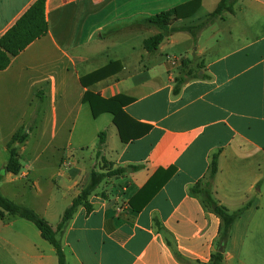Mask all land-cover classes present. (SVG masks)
<instances>
[{"label":"crops","instance_id":"0c3cea01","mask_svg":"<svg viewBox=\"0 0 264 264\" xmlns=\"http://www.w3.org/2000/svg\"><path fill=\"white\" fill-rule=\"evenodd\" d=\"M35 1L0 0V38ZM189 1L46 0L48 33L0 71V170L15 133H28L15 145L24 159L36 137L34 158L0 181L5 197L56 228L92 171L103 166L100 133H106L102 156L126 168L90 196L91 212L79 207L58 233L68 264L209 263L222 246V219L191 188L205 179L218 151L215 198L230 212L251 202L231 227L222 264H264V0H239L235 13L200 32L196 44L180 31L147 52L145 41L160 29L140 19ZM200 1L175 25L203 22L220 2ZM170 56L180 61L170 64ZM112 61L121 70L83 84ZM189 72L204 77L189 79L174 94L176 79ZM88 91L135 98L125 112L151 130L124 143L111 113L93 117L83 100ZM70 149L82 153L62 166ZM172 166L174 174L151 198V189L139 195L153 177L155 185L161 180L160 169ZM0 264L59 262L32 222L0 210Z\"/></svg>","mask_w":264,"mask_h":264},{"label":"trees","instance_id":"16d2710c","mask_svg":"<svg viewBox=\"0 0 264 264\" xmlns=\"http://www.w3.org/2000/svg\"><path fill=\"white\" fill-rule=\"evenodd\" d=\"M238 1L239 0H220L216 8L206 20L197 25L189 27L176 26L175 23L182 18L192 16L200 7V0H192L175 6L174 8L161 11L157 14L143 17L140 19L141 23L154 25L160 29V33L150 37L145 41V49L149 53L156 52L160 44L168 36L180 31L189 32L193 37L194 43L196 44L197 36L200 32L208 28L216 20L223 18L224 14L235 13V5ZM45 4L46 0H36L34 4L18 19V21L0 38V71L9 67L13 56L19 55L32 42L48 33V21L45 15ZM185 64L186 60H183V65ZM121 67L122 66L120 62L112 61L107 66L84 77L82 80L83 84L88 85L106 78L107 76H110L111 74L121 70ZM187 75L188 77L183 75L176 79L174 94H178L181 90V87L189 79L204 77L198 73L192 74L190 72L187 73ZM83 100L84 102L89 103L94 118H97L101 114L107 112L113 115V122L119 131L121 140L124 143L139 139L145 136L151 130V126L136 122L125 112V107L135 101V98L133 97L119 94L112 98L105 99L99 93H92L88 91L85 94ZM27 138L28 133H26L24 129H20L14 134L12 140L8 144L10 153L9 159L5 166L0 170V181H2L5 173L7 172L13 174L20 173L22 164L17 147L15 145L17 143H24ZM99 138L100 140L97 158L101 159L103 166L100 169H95L92 171L89 183L73 199L71 205L66 208L62 219L56 228H54L45 217H42L32 208L23 204H19L8 197H5L0 191L1 214L4 215L7 213L11 216L20 217L32 222L39 229L42 237L54 247L59 264L68 263L58 233L66 228L69 220L74 216L79 207L84 206L87 212L92 211L93 206L90 203L89 198L104 181L112 176L121 175L126 172V168H114L113 163L109 162L105 157L102 156L101 149L106 141V133H100ZM219 155L220 151L213 154L207 176L205 179L197 182L191 188V192L195 195H199L202 198L203 203L221 217L222 225L220 233L222 245H224L229 237V233L234 221L240 214H242L251 206V202H248L244 207L237 211L230 212L215 198L213 189L215 177L219 170ZM174 172L175 167L173 166L167 169H160L156 176L159 175L161 180H159V182L155 185V178L153 177L149 183L145 185V187L139 192V195L151 189L148 194V199L151 198L161 188V186L172 177ZM141 207L142 206L135 207V209L138 210ZM223 259L224 253L221 251H216L212 254L211 260L207 264H222Z\"/></svg>","mask_w":264,"mask_h":264},{"label":"rangeland","instance_id":"374dc122","mask_svg":"<svg viewBox=\"0 0 264 264\" xmlns=\"http://www.w3.org/2000/svg\"><path fill=\"white\" fill-rule=\"evenodd\" d=\"M36 148V137H33L32 138V140H31V144L29 145V148H28V152L25 154V159H24V157L22 156L21 158H20V161H24V162H27V158L28 159H30V160H32V158H34V155H33V151H34V149ZM70 151V155L69 156H67L65 159H64V161L62 162V166H64V163H68V166H70L71 165V163H70V161H71V158H73V157H75V158H77L78 156H80V154L82 153V151L81 150H77V151H74V149H70L69 150ZM98 159V158H97ZM102 163V162H101ZM100 162H99V164L100 165H102ZM67 167V166H66ZM37 175H39V173L38 172H35ZM43 180H44V178H43ZM42 180V181H43ZM24 183H25V188H27V190H29L30 191V193H34L35 191H36V189L31 185V182H30V180H24L23 181ZM105 182V181H104ZM44 189V192H48L47 191V188L46 187H44V186H42ZM49 195V194H48ZM43 196H46V195H43ZM25 200V199H24ZM20 219H22V218H20ZM23 221H25V219H22Z\"/></svg>","mask_w":264,"mask_h":264},{"label":"built area","instance_id":"2783aa9c","mask_svg":"<svg viewBox=\"0 0 264 264\" xmlns=\"http://www.w3.org/2000/svg\"><path fill=\"white\" fill-rule=\"evenodd\" d=\"M167 61L168 63L175 65L180 61V58L170 56V57H167ZM64 166L65 167L68 166V163H64Z\"/></svg>","mask_w":264,"mask_h":264},{"label":"water","instance_id":"95a60500","mask_svg":"<svg viewBox=\"0 0 264 264\" xmlns=\"http://www.w3.org/2000/svg\"><path fill=\"white\" fill-rule=\"evenodd\" d=\"M220 251H224V245H222L221 247H220Z\"/></svg>","mask_w":264,"mask_h":264}]
</instances>
